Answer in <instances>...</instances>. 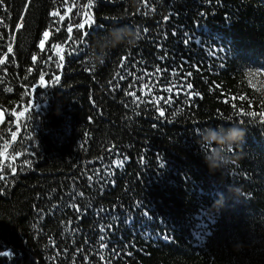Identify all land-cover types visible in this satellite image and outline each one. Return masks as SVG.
Wrapping results in <instances>:
<instances>
[{
    "label": "trees",
    "instance_id": "trees-1",
    "mask_svg": "<svg viewBox=\"0 0 264 264\" xmlns=\"http://www.w3.org/2000/svg\"><path fill=\"white\" fill-rule=\"evenodd\" d=\"M123 25L141 38L111 48ZM5 57L0 264H264V0H3ZM144 73L169 103L134 102ZM233 125L210 170L203 136Z\"/></svg>",
    "mask_w": 264,
    "mask_h": 264
},
{
    "label": "clouds",
    "instance_id": "clouds-1",
    "mask_svg": "<svg viewBox=\"0 0 264 264\" xmlns=\"http://www.w3.org/2000/svg\"><path fill=\"white\" fill-rule=\"evenodd\" d=\"M135 2L136 0H133L134 4ZM109 34L112 37L111 48L121 44L134 46L141 38L139 30L130 25L111 28ZM108 50H110L109 46H105L103 53L97 51L93 54L91 59L94 62H102ZM221 131H224L222 126ZM197 133H199V130H197ZM245 135V128L238 125L229 127L226 131V135H220L216 131L209 129L207 134L203 136V140L207 142L208 145H215L210 148V155L206 154L204 157L210 170L226 168L232 162V157L229 153L233 146L241 144L244 141ZM237 192H239V190H237Z\"/></svg>",
    "mask_w": 264,
    "mask_h": 264
},
{
    "label": "snow or ice",
    "instance_id": "snow-or-ice-1",
    "mask_svg": "<svg viewBox=\"0 0 264 264\" xmlns=\"http://www.w3.org/2000/svg\"><path fill=\"white\" fill-rule=\"evenodd\" d=\"M2 4H3V0H0V6H2ZM69 11H71V10H69ZM52 15L53 16H59V12L58 11L57 12H53ZM87 19L88 20H91L93 24L95 23V21L93 20V18L91 16H88ZM63 20H64V16H60V21H63ZM85 26L86 25L84 23H77L74 26L70 24L67 27V32L68 33H72L74 28L77 29V30H79V29H84ZM56 31H59V28H57ZM50 34L51 33L49 31H45L43 33L44 39L40 40V42H39V48L41 49V51H45V42L49 39ZM72 40H73V38L72 37H69V42H72ZM53 44H54V50L57 52V54L59 55V59L62 61L65 57H64V54H63V50L61 48V45L60 44H55L54 42H53ZM7 51H8V53H12V51H13L12 47L9 46L8 49H7ZM6 59H7V57H5V59H0V65L5 64ZM32 60L35 62L37 60V57L36 56H33L32 57ZM160 71H161L160 69H156V73L157 74ZM127 75H131V73H127ZM150 75H153V74L144 73L143 75H141L140 77H138V79L143 84L142 88H140L139 90L141 91V93L144 96H148L149 97V100L148 101H143L142 100V97H137L135 91L130 92L129 95H131L133 97L134 102H136V103H140V102L149 103L150 102V103H152L154 105H159L162 99L164 100L165 103H169L170 100H168L167 97H159V96H156V95L153 94V90L154 89H157V90L159 89V83L158 82L153 83V80L152 79H150L146 83L143 82L144 81V77L145 76H150ZM55 78H56L57 81L59 80V76H56ZM124 78H125L124 75H121L120 76V79H124ZM40 83H41V85L44 84V76L43 75L40 76ZM134 86H135V83H133L129 87L131 88V87H134ZM178 87H181V86L180 85H177V84H172V85H170L168 87H165L163 89V91L168 92V93H171V92H173V90L175 88H178ZM186 87L189 88V89H191V85L190 84H188ZM9 90H11V89H9ZM27 111H28V109H25L24 111L19 112V116L20 117H23L25 115V112H27ZM164 114H165L164 113V110H160V115L163 116ZM246 114L252 115V113H246ZM12 115H16V114L15 113H12ZM11 137H12L13 140L16 139V132L15 131L12 132ZM4 147H5V151L4 152H0V157H4L6 159L7 158V148H8L7 143H5V146ZM13 159H15V157H13ZM119 163L122 164L123 161L121 160ZM4 167L5 168L12 167V165L5 164ZM12 170L14 172L15 171V168L12 167ZM0 179H3V177L0 176ZM100 239L103 242V239H104L103 236ZM3 254L4 255H8V253L6 251Z\"/></svg>",
    "mask_w": 264,
    "mask_h": 264
},
{
    "label": "rangeland",
    "instance_id": "rangeland-1",
    "mask_svg": "<svg viewBox=\"0 0 264 264\" xmlns=\"http://www.w3.org/2000/svg\"><path fill=\"white\" fill-rule=\"evenodd\" d=\"M2 121V114L0 113V122Z\"/></svg>",
    "mask_w": 264,
    "mask_h": 264
}]
</instances>
